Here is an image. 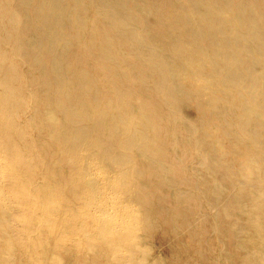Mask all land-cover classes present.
Wrapping results in <instances>:
<instances>
[{
	"label": "bare ground",
	"instance_id": "6f19581e",
	"mask_svg": "<svg viewBox=\"0 0 264 264\" xmlns=\"http://www.w3.org/2000/svg\"><path fill=\"white\" fill-rule=\"evenodd\" d=\"M0 264H264V0H0Z\"/></svg>",
	"mask_w": 264,
	"mask_h": 264
}]
</instances>
